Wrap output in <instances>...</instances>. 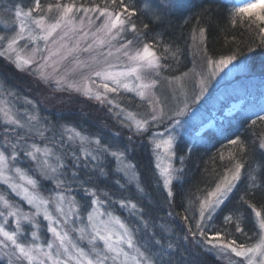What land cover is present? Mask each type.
<instances>
[{"label":"rangeland","instance_id":"rangeland-1","mask_svg":"<svg viewBox=\"0 0 264 264\" xmlns=\"http://www.w3.org/2000/svg\"><path fill=\"white\" fill-rule=\"evenodd\" d=\"M60 1L40 0V8L36 9V0H0V36L4 37V39L0 40V61L2 62V65H0V108H3L26 125L25 128L21 129L7 124L4 116L0 114V150L10 155L11 144L13 143H18L21 147H27L32 143L41 148L47 146L54 153L53 156L49 157V163L55 165L57 163L56 157L58 156L64 165L57 173L59 179L64 183L62 188H57L53 178H43L41 173L38 172L36 164L25 156L23 152H20L19 149H17V159L15 161L9 160V171L7 174L11 177V183H15L20 187H27L30 190L31 186L21 180L13 169L19 167L27 177L35 179L38 183V189L35 191L50 200L48 210L53 215V219L57 221L53 226L61 232H67L72 243L78 248H82L89 256L95 258L96 253L93 251L92 246L89 245L87 238L81 239L80 233L73 231L74 227H83L86 224V219L77 220L74 215L69 214V222L64 224L60 214L55 211L57 206L56 195L65 189L69 190L67 192L68 196H75L76 200L83 205L81 212L90 210L92 197L85 195L81 185L85 188L90 187L97 193L99 200L103 202L100 205L102 211L111 212L116 217H119L116 212L124 213L127 216L128 222L121 217L119 218L133 233L136 244L154 261V252L151 251V253L148 247L151 244L156 245L157 242L155 239H146L143 236L148 234V231L145 233L143 231L149 225L146 219L148 210L144 209L145 206L141 200L147 194L141 184L135 166L133 150L143 151L144 155L152 159L153 167L159 178L158 188L168 196V189L163 186V178L159 174L160 170L156 167L157 163L160 164L161 168L167 167L171 163L172 168L175 169V145L181 135L189 133L192 127L199 124L206 116L212 114V121L199 129L196 136L200 138L214 125L215 119L221 120L222 117H229L240 111L243 100L232 102L220 118L217 114L221 99L226 98L222 92L228 89L227 86L229 84L240 83L242 79L251 80V69L247 61L236 59L231 65L219 72L218 75L212 76L211 73L214 71V67H209L206 63L209 58L203 57L197 50V55L190 71L178 77H166L162 72V59L151 47V50L155 51L160 58V67L157 70H143L141 75L146 82L155 81L151 92L153 97L159 101V107L164 109L163 119L153 122L151 120L153 114L150 107L151 101L147 98L141 99L135 91L129 92L120 88L114 93L105 92L103 88L97 87V84L101 83V81L95 76H92V81L95 82L89 81V87L93 89L94 93L101 95L99 100L95 98V95H85L82 91H77L75 88L68 86L69 84L82 85L84 77L90 75L94 68L106 67L105 58H107L108 63L115 65L113 70L126 69L128 65L127 58L118 53L117 48H120L122 44L128 41H132L129 45L132 50L143 46L134 45L135 39H132L133 31L127 23L125 24V30L120 31L117 39L111 41V44H96L95 37L92 34L102 25L105 17L100 16L99 11L85 13L83 10L99 8L73 7V12L69 14L72 17V25H62L47 40L40 39L39 37L43 36L44 33L36 28L31 21L43 17L46 23L55 22L60 16V11L55 6L60 5ZM236 2L240 19L245 21L244 23L258 29L264 28V22L258 19V17L264 16V0H236ZM49 5H53L51 11L48 10ZM248 5L253 6L250 11L240 10ZM16 10L22 12L21 18L15 16ZM99 10L103 11L106 9ZM29 11H31V17L25 20L26 27L37 38H28V32L26 31L24 34L25 38L14 45L15 50H9L8 43L19 32V24L20 20L23 19V13ZM97 35L102 34L97 33ZM89 45L92 47L89 48ZM85 49L88 50L86 51ZM53 52L56 55H51ZM109 52L112 53L111 56L108 55ZM18 57L30 59L31 63L18 66ZM94 61H99V63H94ZM241 62L247 65V71L238 72L240 69L233 68L235 65L241 64ZM229 69L232 70L229 71ZM157 72L159 75H157ZM41 73L46 74L47 78H44ZM30 75L32 77L31 80L35 83L34 85L36 87L38 85L37 89L31 83ZM201 79L206 80V91L200 95L198 102H193V97L200 94L199 81ZM58 80L62 82L58 84ZM108 83L110 87L114 86L110 81ZM128 83L134 85L138 82L135 77H130L128 78ZM180 84L184 86L183 91L179 86ZM249 84L246 85L248 86ZM184 93L187 94L186 97ZM185 99L189 104L186 114L181 117L175 116V111L178 107L183 106L182 102ZM209 100L210 102L207 103ZM82 102L87 107L93 108L95 112H100V118L107 119L106 121L98 119L100 125L90 124V131L96 134H84L72 126L57 122V119L65 116L68 112L73 111L74 117L79 115L76 112H79L78 108L81 106L84 109ZM62 104L64 105L62 106ZM129 114H132L136 120H147L149 123L146 126V130L138 132L133 120L129 119ZM31 116H36L37 119L30 121L29 117ZM176 120H179L180 123L177 124ZM66 129H74L88 137L89 141L92 142L82 145L78 139L69 140L68 137L74 134L66 131ZM40 132L43 133V136L39 135ZM161 133L163 138H167L170 133L175 137L172 148L174 155L170 159L164 156L162 149H155V145L152 142L154 138L159 139V134ZM97 139L100 141V145L94 143ZM105 148H108L109 151H104ZM110 151L124 153L121 159L124 163L134 166L135 178L132 177L131 172L126 176L124 171L119 170L123 168V164L118 163L117 158L113 157ZM88 153H91V155ZM158 154L159 159H157ZM93 156H96L97 159L94 160ZM254 170L252 169V172H248L244 180L245 186L250 188H254L253 184H258L257 171ZM86 172L95 177L92 183H95L96 186H89L87 181H84L82 174H86ZM73 173H76L75 177ZM231 174L229 173L226 177L230 178ZM48 175L51 177V173ZM252 177H255V181H253ZM238 181H233L234 186L228 192L224 201L237 187ZM107 186L110 187L108 188ZM169 188L171 190V185ZM243 190L244 188L241 189V191ZM0 197H4L5 200L13 205L14 209H20L25 214L31 215L35 212L33 206L29 205L27 201L21 198V195L12 191L5 183H0ZM121 201L125 205L135 204L137 207L135 209L130 206L121 207ZM62 207L65 213H70L69 201H65ZM0 211L5 212V216L0 217V223H3L4 219L7 218L8 223L4 225L5 229L13 231L15 229V218L7 217L8 209L3 207L2 202H0ZM207 214L206 212L205 215ZM35 219L39 225L38 228H33L27 222H22L23 233L19 236V240L25 244H39L45 251H48L47 244L53 243V254L55 255L58 251L62 252L57 247L58 241L48 231V226L51 222L44 220L43 210ZM131 223H133L134 229ZM175 228L180 229V225L178 224L177 227H174L176 231ZM32 231L37 232L39 239L33 241ZM261 234L264 233H260L258 228L257 241ZM0 241L9 245L6 249H0V262L7 264L13 248L10 242L4 241L3 237H0ZM192 241H194V238H192ZM204 241H201L198 245L210 250L225 264H247L246 261L236 257L230 251L213 250L210 247L211 245ZM96 251H102V245H97ZM60 259L63 260L66 257L61 255ZM12 260L13 264H27V261H17L15 257ZM45 264H51V262L45 261ZM108 264H111V261H108Z\"/></svg>","mask_w":264,"mask_h":264},{"label":"trees","instance_id":"trees-1","mask_svg":"<svg viewBox=\"0 0 264 264\" xmlns=\"http://www.w3.org/2000/svg\"><path fill=\"white\" fill-rule=\"evenodd\" d=\"M123 3L136 10V15L130 18L127 13L123 14L136 27L132 37L135 39L134 45L141 47L148 44L157 52L162 59L164 76L178 77L190 71L197 50L211 60L235 55L237 60L247 61L251 69V80L242 79L240 83L229 84L228 89L222 92L226 98L221 99L217 114L220 118L232 102L243 100L240 111L221 120L215 119L214 125L200 138L196 135L201 127L212 121V114L192 127L189 133L179 137L174 155V167L179 171L174 174L171 197L158 188L159 178L152 159L143 151L133 150L135 166L147 194L141 200L144 209L148 210L146 219L149 225L143 231H148V234L143 236L157 242L148 247L150 252H154L155 264H225L198 244L217 232L222 234L225 242L235 239L245 246L255 244L258 238L255 215L245 201L254 203L258 208L264 205V149L259 147L264 141V120L257 117V114L264 116L262 32L240 19L236 0H123ZM59 4L123 13L121 0H61ZM128 26L131 27V24ZM201 30L204 31L202 40L199 36ZM31 78L30 75L34 85ZM81 104L84 109L81 106L76 112L80 116L74 117L73 111L68 112L57 122L72 126L84 134H96L90 131V124L100 125L99 120L107 119L100 118V112H95L83 102ZM234 139L238 144L231 143ZM237 162L244 165L237 187L211 214V219L201 221V201L233 172ZM252 169L257 171L258 176V184L254 188L244 184L247 173ZM82 178L89 186H96L92 183L95 177L91 174L86 172ZM116 214L128 222L124 213ZM228 216L232 217L231 222L226 221ZM198 223H201L205 233L203 237L196 228ZM237 223L242 232L236 231ZM178 224L180 229L175 228V231L174 227ZM190 228L197 233L195 236L189 231Z\"/></svg>","mask_w":264,"mask_h":264},{"label":"snow or ice","instance_id":"snow-or-ice-1","mask_svg":"<svg viewBox=\"0 0 264 264\" xmlns=\"http://www.w3.org/2000/svg\"><path fill=\"white\" fill-rule=\"evenodd\" d=\"M115 2V0H113ZM123 8V13H114L107 10L99 9H84L85 13L90 11H99L100 16L105 17L102 25L97 28L96 32H93L95 37V43L98 45H104L105 43L111 44V41L116 40L120 31L125 30V24H131V30L136 31V27L132 24L130 19L124 17V13H127V17L130 18L136 15L135 9H130L129 6L123 3L121 0V5ZM36 9L40 8V0H36ZM60 11L59 18L53 23H46L45 19L41 17L40 19L32 20L36 28L40 29L44 33L43 36L39 37L40 39L47 40L57 29L63 26L72 25V17L69 15L73 12V7L68 6H55ZM53 5L48 6V10L51 11ZM15 16L21 18L22 12L20 10L15 11ZM31 17V11L23 13V19L20 20L19 32L14 36L8 43L9 50H15L14 45L18 43L19 40L25 38V32H28V38L36 39L37 37L32 35V32L27 29L25 20ZM259 20L264 22V16L258 17ZM147 27V25H145ZM74 30V29H73ZM116 30V31H114ZM260 32L264 33V28L260 29ZM101 33L102 35H97ZM87 35V33H85ZM201 40L204 37V31L199 32ZM4 39L3 36H0V40ZM261 42L264 43V35L260 37ZM132 41H128L125 44H122L120 48H117V52L122 56L127 58L128 65L126 69L115 71L113 68L114 64L107 62L105 58L104 63L107 64L106 67L94 68L90 75L84 77V83L82 85L69 84L70 88H75L77 91H82L85 95H95L97 100L101 99L99 93H94L93 89L89 87V81H92V76L99 78L101 83L97 84L98 88H103L105 92H117L118 89L123 88L129 92L135 91L136 94L141 99H149L151 101L150 107L152 108L151 120L156 122L162 120L164 117V109L159 107V101L156 100L151 92V89L155 85V81L146 82L145 78L141 75L143 70H157L160 67L159 57L156 52L151 50V46L144 44L142 48L132 50L129 48V45ZM92 46L89 45V48ZM86 51L88 49H85ZM165 51H168L165 49ZM51 55H56L53 52ZM112 55L111 52L108 54ZM174 55V54H173ZM236 60L235 55L228 56L227 58H222L218 61H213L208 59L206 61L209 67H214V71L211 73L212 76L218 75L219 72L223 71L228 65H231L233 61ZM18 66L20 64L27 65L31 63L30 59L19 58L17 60ZM94 63H99V61H94ZM233 68H238L240 71H247V65L241 62V64L235 65ZM232 69H229L231 71ZM44 78H47V75L41 73ZM157 75L159 73L157 72ZM135 77V80L138 82L134 85L128 83V78ZM179 80V78H178ZM111 82L113 87L109 86L108 82ZM62 81L58 80L57 83L60 84ZM93 83L95 81H92ZM183 91V84L179 85ZM200 94L193 97V102H198L200 95L206 91V80L201 79L199 81ZM186 97V93H184ZM182 107H178L175 111V116L181 117L186 114V111L189 107L187 100L185 99ZM0 114L5 118V123L14 125L17 128H25V124L22 123L19 119L13 117L9 112L5 111L3 108H0ZM258 119L264 120V116L257 114ZM171 118V117H170ZM36 116L29 117L30 121H35ZM129 119H132L138 132L145 131L146 126L148 125L147 120H136L132 114H129ZM176 123L179 124L180 121L176 120ZM255 123V121H253ZM66 131L73 133L70 135L69 140L78 139L80 143L86 144L91 143L88 137L82 135L80 132L75 131L74 129H66ZM40 136H43V133H39ZM159 139H153V144L155 149H162L165 157L169 159L174 155L172 152L173 142L175 137L170 133L167 138H163V134H159ZM23 139V137H21ZM97 145H100V141L97 139L94 141ZM232 144H238L237 140H232ZM7 147V145H6ZM261 149H264V141L259 145ZM17 149L20 152L31 159V161L36 164L38 172L41 173L42 177L45 179L53 178L57 188L63 187V181L59 179L57 173L59 169L63 168V163L60 161V157H56L57 163L52 165L49 163V157L53 156L54 153L52 149L47 146L41 148L40 146L32 143L27 147H21L18 143L11 144L10 155L3 150H0V183L7 184L12 191L17 192L18 195H21V198L27 201V203L35 208V212L31 215L25 214L20 209H14L13 205L10 204L4 197H0V202H2L3 207L8 209L7 217L15 218V229L13 231H7L5 226L8 223L7 218L4 219L3 223H0V237L4 238V241L10 242L13 251L9 255L7 264H13L12 258L15 257L17 261H27V264H45V261H50L51 264H108V261H111V264H154V261L146 255L144 251L136 244L133 233L130 229L120 220L119 217L114 216L111 212H105L101 210L100 205L103 203L97 197V193L94 192L90 187L85 188L81 185L82 190L86 196H91L90 201L92 207L90 210H85L81 212L83 205H81L75 198V196H68V189H65L62 192H58L56 195L57 206L55 211L60 214L64 224H67L68 215H74L77 220L86 219V224L83 227L73 228V231L80 233V238H87L89 245L92 246L93 251L96 253L95 258L89 256L82 248H78L72 241L69 239L67 232L59 231L54 224L57 223L53 219V215L48 210V205L50 200L39 195L35 190L38 189V183L35 179L29 178L26 176L24 171L16 167L13 170L20 177L21 180H24L27 185L31 186V190L27 187H20L15 183H11V177L7 174L9 171V160L15 161L18 157ZM104 151H109L108 148H105ZM91 155V153H88ZM110 154L113 157L117 158L118 163L123 164V168L119 169L124 171V174L127 176L129 172L132 173V177L135 178L134 166L131 164L124 163L121 159L124 155L123 152L119 151H110ZM94 160L97 159L96 156L92 157ZM159 159V154L157 156ZM156 167L160 170L159 174L163 178V186L165 189H168V196H172V191L169 186L173 182L174 175L173 173L179 171V169H173L171 163L167 167L161 168L160 164L157 163ZM244 168V165L240 162L235 164L234 170L230 178H225L221 184H218L214 191L208 193V197L201 201L200 203V219L203 221L205 218L211 219L212 212L224 202V198L227 196L228 192L232 189L233 181H237L241 176V169ZM51 173V177L48 175ZM76 173H73L75 177ZM255 181V177H252ZM253 187H256L253 184ZM142 190V189H141ZM65 201L70 202V213H65L62 205ZM249 208L255 215L259 232L264 233V205H260L259 208L252 202L245 201ZM121 207L130 206L132 209H135L137 206L135 204L125 205L123 201L120 202ZM43 210L44 220L50 221L51 223L48 226V231L52 233L55 240L58 241V251L55 255L52 252L54 247L53 243L47 244L48 251H45L44 248L36 243L25 244L19 240V236L23 233L22 222H27L33 228H38L39 225L35 219L36 216L41 214ZM208 213L207 217L205 213ZM5 212L0 211V217H4ZM187 220V217H185ZM227 222L232 221V217L228 216L225 218ZM196 228L199 230L200 236H205L204 231L201 228V224L198 223ZM191 234L195 236L197 233L192 232L191 228L189 229ZM236 231L242 232L243 229L240 227L239 223L236 225ZM33 241L39 239L37 232L32 231L31 233ZM207 244H210L214 249H221L230 251L236 257L242 258L247 264H264V234L259 235L258 241L251 245L245 246L244 244H238L235 239L224 241V237L220 232L215 233L214 235H209L204 241ZM97 245H102V251H96ZM8 244L0 241V249L8 248ZM7 255V253H6ZM63 255L66 259H60V256Z\"/></svg>","mask_w":264,"mask_h":264},{"label":"clouds","instance_id":"clouds-1","mask_svg":"<svg viewBox=\"0 0 264 264\" xmlns=\"http://www.w3.org/2000/svg\"><path fill=\"white\" fill-rule=\"evenodd\" d=\"M252 5H248L247 7H245V8H241L240 10L241 11H250L251 9H252Z\"/></svg>","mask_w":264,"mask_h":264}]
</instances>
